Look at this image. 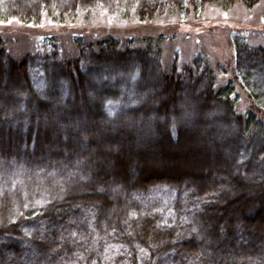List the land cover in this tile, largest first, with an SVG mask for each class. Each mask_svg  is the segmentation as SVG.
<instances>
[{"label": "trees", "instance_id": "trees-1", "mask_svg": "<svg viewBox=\"0 0 264 264\" xmlns=\"http://www.w3.org/2000/svg\"><path fill=\"white\" fill-rule=\"evenodd\" d=\"M261 3L0 0V23L186 22ZM162 41L78 35L65 59L45 36L20 60L0 41V264H264V46L233 37L220 85L203 54L167 70ZM198 141L212 151L199 171Z\"/></svg>", "mask_w": 264, "mask_h": 264}, {"label": "rangeland", "instance_id": "rangeland-1", "mask_svg": "<svg viewBox=\"0 0 264 264\" xmlns=\"http://www.w3.org/2000/svg\"><path fill=\"white\" fill-rule=\"evenodd\" d=\"M263 14L264 4L261 3L252 12L247 11L240 4L227 12L210 7L205 11L202 19L186 22L176 17H169L142 24L134 17L123 21L105 15L92 18L81 15L74 24L61 25L46 22L41 27H25L15 23H0V41L9 49L13 58L20 60L35 53L43 37L52 36L61 44L65 59H74L77 50L73 38L78 35L86 36L92 41L110 37L120 41L122 45L133 41L134 46L139 49L144 48L149 40L156 41L161 38L163 39L161 44L163 63L167 70L178 54L180 65L189 64L195 56L203 54L217 71L220 85H225L232 80L233 76V37L246 35L251 45L264 46ZM221 67L227 69L226 75L221 72ZM238 93L240 111L250 110L251 104L244 93L240 91ZM192 146L196 154L193 160L188 159V165H192L193 169L196 168L199 171L200 168L197 165L207 163L204 156H211L212 151H207L199 141ZM189 167L191 166L186 168Z\"/></svg>", "mask_w": 264, "mask_h": 264}]
</instances>
